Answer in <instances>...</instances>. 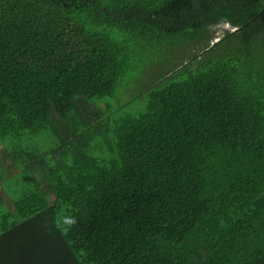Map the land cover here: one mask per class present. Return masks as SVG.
<instances>
[{
    "label": "trees",
    "instance_id": "16d2710c",
    "mask_svg": "<svg viewBox=\"0 0 264 264\" xmlns=\"http://www.w3.org/2000/svg\"><path fill=\"white\" fill-rule=\"evenodd\" d=\"M0 208V264H264V0H0Z\"/></svg>",
    "mask_w": 264,
    "mask_h": 264
},
{
    "label": "rangeland",
    "instance_id": "374dc122",
    "mask_svg": "<svg viewBox=\"0 0 264 264\" xmlns=\"http://www.w3.org/2000/svg\"><path fill=\"white\" fill-rule=\"evenodd\" d=\"M214 35H218L219 33L221 34L222 31H221V28L220 29H217V30H214ZM217 39L216 37L214 38V40ZM172 59L171 62H176L177 58H178V55L176 54L175 57H171ZM168 62V61H167ZM172 64H166L165 67H171ZM160 69L159 66H154V64H150L148 66L145 67V70H144V73H142L143 70H141V72L139 73V77H138V81H144L146 82L147 84L150 82V78L148 77V73L150 72H154L156 73L158 70ZM123 82H126L125 79H123L122 83ZM128 83V92H126V90L122 91L119 90L116 92V95L112 98H110L108 100V108L109 109H115L119 106H121L122 104H125L126 101H128L129 99L132 98V101L129 102L125 107H122L121 108V111H128V112H132L134 110H136V112H138L139 110H141L143 107H144V99L147 95V91L144 90V83H140L138 84L137 82H126ZM133 95H136L135 98L133 99ZM104 104L102 102H99V104H96L97 107H100V109H103ZM115 113H118V112H115ZM6 184V181H2ZM3 186V184H2ZM3 210V208H0V212Z\"/></svg>",
    "mask_w": 264,
    "mask_h": 264
},
{
    "label": "clouds",
    "instance_id": "9594fccd",
    "mask_svg": "<svg viewBox=\"0 0 264 264\" xmlns=\"http://www.w3.org/2000/svg\"><path fill=\"white\" fill-rule=\"evenodd\" d=\"M64 222L67 224V226L69 228L74 226L77 223V221L74 217L73 218H66Z\"/></svg>",
    "mask_w": 264,
    "mask_h": 264
}]
</instances>
